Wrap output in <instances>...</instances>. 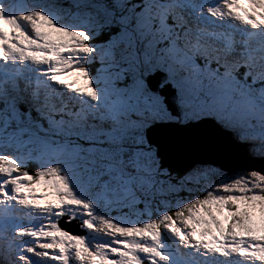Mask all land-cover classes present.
<instances>
[{"label":"snow or ice","instance_id":"6c2138e0","mask_svg":"<svg viewBox=\"0 0 264 264\" xmlns=\"http://www.w3.org/2000/svg\"><path fill=\"white\" fill-rule=\"evenodd\" d=\"M0 264H264V0H0Z\"/></svg>","mask_w":264,"mask_h":264}]
</instances>
